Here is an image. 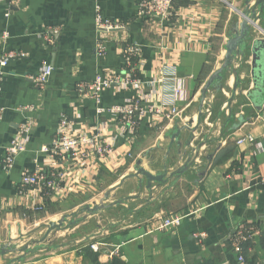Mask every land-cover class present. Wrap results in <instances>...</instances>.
<instances>
[{"label": "crops", "instance_id": "obj_1", "mask_svg": "<svg viewBox=\"0 0 264 264\" xmlns=\"http://www.w3.org/2000/svg\"><path fill=\"white\" fill-rule=\"evenodd\" d=\"M139 1L20 0L13 5L0 3V58L10 51L17 55L8 66L0 68V246L12 242L20 248L32 241L34 231L55 221L53 217L82 204H70L73 200L99 191L105 194L116 188L124 176L135 172V161L140 156L144 157V167L152 173L166 165L174 172L185 163L191 148L206 135L208 139L200 149L197 163L178 182L179 185L188 181L193 188L186 208L166 214L181 213L188 217L177 230L156 231L158 221L153 219L164 212L163 208L159 210L162 200L159 199L152 204L145 203L147 207L152 205L153 216L146 223L114 231L109 228V237L98 235L87 242H47L44 246L51 250H38L16 264H84L79 251L93 243L111 252L118 248V257L124 264H231V256H237L233 240L238 227L248 222L258 225L264 222V185L261 182L264 177V104L262 111L255 110V116L240 129L233 130L237 123L233 117L224 130L227 115L220 130L210 131L204 125L206 133L192 140L190 148L186 145L192 134L190 126L196 124L200 112V89L222 65L213 44L219 38L220 48L225 50L228 34L236 22L232 14L225 13L223 4L242 10L245 0H174L173 16L168 21L140 18L137 15ZM97 5L102 6L107 18L120 21L125 28L109 33L98 31L94 22ZM101 43L106 46L104 53L98 52ZM132 44L141 48L137 73L145 83L148 104L155 106L171 101L170 79L176 80L174 85L185 91L186 100H176L180 115L173 121L147 116L139 119L135 127L113 125L109 115L97 116V108L130 102L138 92L131 87L114 85L102 92L100 106L92 97L78 92L79 84L93 82L101 72H121L125 66L123 50ZM209 64L212 69L206 75ZM47 65L54 67L53 77L47 86L39 88L31 78ZM249 68L251 66H244L243 71L250 72ZM169 71L172 76L163 75ZM246 74L240 76L241 80ZM232 80L234 85V77ZM251 88L252 84L244 87L247 99V91ZM214 96L218 99V95ZM221 96L226 100L223 108L231 95L223 92ZM63 117L70 119L77 130L98 127L105 138H115L114 155L103 162L90 159L85 167H80L69 158L59 161L42 154V147L52 143ZM30 124L27 151L17 157L12 171H4L2 161L7 154L6 148L20 133V128ZM175 126L182 129L178 137L182 145L176 140L172 144L170 136ZM202 129L203 126L195 135ZM248 134L255 137L254 143L238 145L237 141ZM26 171L47 174L63 171L67 177L60 189L44 199L34 187L25 189V193L19 191L21 177ZM127 186H135L138 191V179L125 180L111 194ZM41 203H44V212L35 210ZM62 205L68 207L58 210ZM114 206L105 209L108 211ZM54 208L56 210L51 212ZM72 229L75 231L77 226ZM258 254L264 264V251L259 250ZM114 256L101 254L100 262L106 264ZM15 257L0 258V264H8Z\"/></svg>", "mask_w": 264, "mask_h": 264}, {"label": "built area", "instance_id": "obj_2", "mask_svg": "<svg viewBox=\"0 0 264 264\" xmlns=\"http://www.w3.org/2000/svg\"><path fill=\"white\" fill-rule=\"evenodd\" d=\"M174 0H140L137 15L140 18L153 20L159 19L161 21H168L173 16ZM20 0H0L1 4L13 5ZM94 22L98 31L112 32L117 29L125 28L120 21L111 20L107 18L103 12L102 6L97 5L95 8ZM106 46L104 43L98 45V52L104 53ZM141 48L138 45H128L123 50V57H125V66L121 72H101L97 74L94 81L91 83L79 84L77 90L80 94H86L92 97L98 106L102 102V92L114 85H120L122 87H131L134 91L138 92L136 98L132 101L104 108L98 107L97 116L101 117L102 114H107L110 117L113 125L125 127L132 125L135 127L139 119L147 116H156L158 118H164L166 120L173 121L174 118L180 115V110L177 108L176 100H186L185 91L176 84L175 81L169 80L171 83L170 93L171 101H163L160 105H151L147 103L148 97L144 92L145 83L141 80L137 73L138 64L137 61L141 60ZM17 55L15 52L6 53L0 58V68H5L11 62V59ZM54 67L52 65L43 66L40 71L32 76L33 82L39 88L47 86L51 78L53 77ZM172 72L163 73V75L172 76ZM2 72H0V76ZM171 78V77H166ZM1 89V88H0ZM213 98V97H212ZM211 99H207L203 104V129L201 133L196 135V138L202 136V133H206V128L210 131L213 129V125L210 121L213 108L211 107ZM150 114V115H149ZM110 124V123H109ZM206 128H205V126ZM57 133L52 143L49 146L42 147L41 153L50 155L51 159H58L59 161L67 160L68 158L75 161L80 167L86 166V161L90 159H96L102 161L113 156L116 150V139L111 137L105 138L102 129L93 127V129L77 130L75 124L67 117L61 118ZM31 124L23 125L20 128V133L13 139L7 150V154L2 161V167L4 171L10 172L14 169V164L17 157L27 151V144L30 140ZM204 140L200 138L199 142ZM255 137L248 134L244 138L237 141L238 145H243L246 142L254 143ZM199 158V156H198ZM198 158L195 159L198 160ZM197 163V162H196ZM67 174L63 171L45 173V172H28L23 173L20 180V192L25 193L27 188H35L40 195L46 199L51 193L56 192L61 187V182L66 179ZM264 185V177L261 180ZM35 210L39 212L45 211L44 203L35 206ZM153 220L158 221L156 231H170L177 230L180 227L188 215L176 213L172 215H162L158 213ZM264 233V222L261 224L246 223L238 227L234 236L233 250H235L238 256V262L243 264L245 258L242 255L243 250L241 246L250 241L256 240ZM204 237V234L200 235ZM91 248L95 252H100L103 245L98 243L91 244ZM118 256V248L114 252H111Z\"/></svg>", "mask_w": 264, "mask_h": 264}, {"label": "water", "instance_id": "obj_3", "mask_svg": "<svg viewBox=\"0 0 264 264\" xmlns=\"http://www.w3.org/2000/svg\"><path fill=\"white\" fill-rule=\"evenodd\" d=\"M253 0H245V7L244 10L237 11L239 17L241 18V21H236L231 28L229 34H228V40L225 44V58L223 61V64L214 71V73L208 78V81L203 85L201 90V99H200V112L196 121V124L190 127L185 126L184 128H188L192 130V134L190 137V140L188 143H186L187 147H191V142L196 138L195 133L202 127L203 124V104L208 99L209 94L211 92L213 93H220L224 92V81L226 80V77L231 74L234 77V85L232 87V96L230 99H228V105L232 103L235 100V97L237 95V91L241 87V84H244V81L240 78V71H235L232 69L233 64L240 58L243 57V55L247 54V49L250 48L251 53V82H252V90L247 92V96L250 99V102L252 104V107L257 112L262 111L263 104H264V37L261 39H253L252 31L259 30L263 31V27L260 25L261 19L264 20V16H262V13L264 12V0H255L254 4H252ZM228 117L227 121L225 122L224 130L227 128L229 122L234 117L232 108L229 107L228 109ZM248 120L243 117L237 118V123L234 124L233 130L240 129L245 122ZM193 124V121L190 123V125ZM182 129L178 126H175L174 131L172 132V136H170L172 144L176 140L178 141V137L181 133ZM223 133V132H222ZM208 138H205L204 140L197 143V145L193 146L191 148V153L189 154V157L185 161V163L180 166L178 169H176L174 172L170 173L169 175V169L166 165L163 169V172L157 173L156 175L153 174L149 169L145 168L142 159H139V161L136 162L135 172L128 174L124 176L121 179V183L116 186V188L109 190L105 193L104 198L108 200L111 196V193L116 190L117 188H120L125 180L135 178L139 181V187L138 191L140 189H143L145 186L147 191L150 195L153 191V188L155 186L161 187L166 185L170 179H175V181L172 183L171 187L175 185V183L180 179L182 176H184L193 166L196 164L195 159L198 158L200 155V149L206 145ZM178 144H181L180 142ZM182 145V144H181ZM155 185V186H154ZM122 204V202H115L113 205H119ZM109 206H95L92 207L91 205H86V207L81 208L77 212H73L69 215H64L61 217V220L59 221H51L50 224L47 226V232L40 240H32L30 243H27L23 245L22 247H18V244L10 243L0 246V258H3L5 256L9 255H16V253H21L20 255H17L14 259L10 260L8 264H16L20 263L26 260L28 255H33L38 250H42L45 248L44 244L46 242L52 243L51 240H49V235L53 231H61L64 229V226L68 224L67 229L74 228L78 226L80 223H82L83 219H75L80 213L82 212H90V213H97ZM35 245V246H34ZM34 246L32 249L31 247ZM57 247V246H56ZM46 250H51V247H46ZM101 254H107L111 255V251L109 248L101 249Z\"/></svg>", "mask_w": 264, "mask_h": 264}, {"label": "rangeland", "instance_id": "obj_4", "mask_svg": "<svg viewBox=\"0 0 264 264\" xmlns=\"http://www.w3.org/2000/svg\"><path fill=\"white\" fill-rule=\"evenodd\" d=\"M244 5V4H243ZM223 6L226 7V9L224 10L226 14L230 13L232 14V18L233 21H238V19H241L237 13V11H242L244 10V8L242 7H237V11H235L234 9H232L231 6L226 5L225 3L223 4ZM260 25L262 27H264V20L261 19L260 21ZM221 29V25L219 26ZM252 35H253V39H261L262 37H264V33L263 31H259V30H254L252 31ZM219 39V38H218ZM216 41V43L213 44V49L214 51H216L215 55L217 56H221V64H223L224 58L223 57V52H225V50H222V48H220V41ZM220 48V50H219ZM222 53V54H221ZM247 53L246 55H243V57H240L234 64L232 69L235 71H240V76H243L244 72H247L246 76L244 77V84L242 85V88H239V90L237 91V95L235 97V100L230 103L229 105L225 104V106H223V108H221V106L223 105V103L226 101L224 97L222 96H218V99H215V93L211 92L209 94L208 100L211 99V107L217 111V110H221L222 113L226 114V116L228 115V109L229 107L232 108V111L234 112V118L237 119L239 117H243L244 119L246 118L248 121L250 119H252L255 114L256 111L254 109V107H252V104L250 102V99L246 98L245 95L243 94L244 92V87H247V85L252 84L251 82V71L249 72L248 70H244L243 68L244 66H250L251 65V53H250V48L247 49ZM225 54V53H224ZM225 56V55H224ZM213 59V57H212ZM210 69H212L211 64H209V66L206 68V75L208 74V71H210ZM250 69V68H249ZM233 72H231L232 74ZM228 75L226 77V80L224 81L223 85H224V93H228L232 96V78L233 75ZM248 92V91H247ZM244 95V96H243ZM247 95V94H246ZM225 96V95H224ZM231 96L228 98L230 99ZM213 97V98H212ZM214 113V112H213ZM215 116V114H214ZM225 116L221 119V120H216L214 117H211L210 121L213 125V129H221L222 125L221 123H223ZM204 121V119H203ZM218 121V122H217ZM209 131V130H207ZM133 159H135L133 156L131 158V161H133ZM139 159H144L143 156H140ZM139 159H136L135 164L137 161H139ZM143 161V160H142ZM143 165L145 164L144 162H142ZM149 165V164H147ZM149 168L151 167L148 166ZM146 168V167H145ZM148 169V168H147ZM169 169V168H168ZM153 171V169H152ZM163 172V166L160 167L159 169H157L154 173L155 175L157 173ZM153 173V174H154ZM170 173H172L169 170V175ZM173 179H170L169 182L161 187L155 186L153 188V191L151 192L152 195L149 194V192L147 191L146 187L144 186L143 189H140V191H136L135 186H127L125 187L122 191L114 193V195L111 194L110 198L108 200H106L104 198L105 194H102L101 191H99L98 193H91L90 195L86 196V197H81L78 199L73 200L72 203L70 204H76V203H82L79 207L73 209V210H69L68 212L62 213L56 217H53L55 221L61 220V217L64 215H69L72 214L73 212H77L78 210H80L81 208L86 207V205H91L92 207L95 206H112L113 203L115 202H122V204L119 205H113L114 207H111L110 209H108V211H100L97 213H90V212H82L80 213L75 219H83L82 223H80L77 226V229L75 231H72L74 229L70 228L69 230L67 229L68 224H66V226H64V229L61 231H53L51 233V235H49V240L52 241H56L55 243H59V244H67L69 242H83L84 240L87 242L88 239L90 240L91 237L94 236H101V237H109V228H113L114 230H118L121 229L123 227L126 226H131V225H137L139 223H146L149 220L152 219L151 217V213H152V205H149L148 207L145 206V203H149L152 204L153 201L156 200H161V204L159 206V210H161L160 208L164 209V212H161L162 215H166V214H171V213H175L176 211L179 210H183L186 208L187 205V200L188 198L192 195L193 192V188L191 186L190 182H181L178 185V182L180 181L178 179V181L175 183V185H172ZM174 187V188H173ZM173 189V190H172ZM169 190V191H168ZM171 191V192H170ZM133 192V193H132ZM62 207V208H61ZM68 206H60L58 208V210H63ZM147 207V208H145ZM165 207V208H164ZM54 210H56V208L52 209L51 212H53ZM142 210L139 214L135 213L137 211ZM134 211V213H133ZM44 212V211H43ZM44 214V213H42ZM42 214H38L37 216H42ZM49 224V223H46ZM75 228V227H74ZM47 232V227L46 226H42L39 229H37L36 231L33 232L32 236V240H40L42 239V237L46 234ZM92 240V239H91ZM47 243V242H46ZM53 243V242H52ZM35 246V245H34ZM34 246H32L31 248L33 249ZM18 254H16L17 256Z\"/></svg>", "mask_w": 264, "mask_h": 264}, {"label": "trees", "instance_id": "obj_5", "mask_svg": "<svg viewBox=\"0 0 264 264\" xmlns=\"http://www.w3.org/2000/svg\"><path fill=\"white\" fill-rule=\"evenodd\" d=\"M215 94L218 96L219 95L221 96L223 95V92L215 93ZM213 112L214 113L212 114V117H214L216 120H221L224 116H226L224 113L220 112V110L215 111L213 109ZM233 115H234V112H233ZM203 119H204V116H203ZM205 138H208V136L205 135ZM216 162H219V161H216ZM241 250H243L242 255L245 258V262L243 264H261L258 251L259 250L264 251V233L256 240H250L244 243L241 246ZM79 253L83 257L84 264H102L100 262L101 254L99 252L93 251L91 248V244H87V246L81 248ZM237 259H238L237 256L232 255L230 258L231 264H240L237 261ZM106 264H124V262L122 261L120 257L114 256L113 259Z\"/></svg>", "mask_w": 264, "mask_h": 264}]
</instances>
